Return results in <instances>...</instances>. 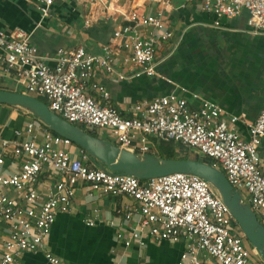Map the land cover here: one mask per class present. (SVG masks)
Returning <instances> with one entry per match:
<instances>
[{
	"label": "built area",
	"instance_id": "obj_1",
	"mask_svg": "<svg viewBox=\"0 0 264 264\" xmlns=\"http://www.w3.org/2000/svg\"><path fill=\"white\" fill-rule=\"evenodd\" d=\"M28 1L47 17L56 0ZM198 1L203 11L216 16V25L247 10L253 30L264 31V0ZM123 15L127 22L114 30L100 52L61 47L53 66L25 29L0 28V75L13 73L18 88L46 98L64 119L108 135L122 148L146 154L153 137L196 150L226 174L264 224L259 151L264 107L255 121L246 123L247 136L241 116H226L221 106L197 92L192 93L200 101L196 109L186 97L170 93L142 99L124 115L111 103V91L99 81V73L120 80L156 75V54L173 31L161 8ZM14 134L0 138V264H14L23 252L40 250L46 251L50 264H63L46 249V240L57 215L73 210L77 189L83 186L91 196L125 195L133 201L116 206L110 217L94 207L85 218L88 226L109 224L115 241L125 247H144L148 240L184 241L177 264H260L254 260L258 251L246 245L230 208L203 177L179 171L139 178L111 171L94 164L84 149L74 157L69 149L74 142L36 117Z\"/></svg>",
	"mask_w": 264,
	"mask_h": 264
},
{
	"label": "crops",
	"instance_id": "obj_2",
	"mask_svg": "<svg viewBox=\"0 0 264 264\" xmlns=\"http://www.w3.org/2000/svg\"><path fill=\"white\" fill-rule=\"evenodd\" d=\"M99 2L56 0L50 15L42 17L28 0H0V28L25 29L39 53L49 58L47 62L53 66L52 58L61 47L84 46L89 52H100L103 45L111 42L114 30L127 22L123 13L161 8L173 37L158 49L157 74L120 80L101 71L98 79L111 91V103L126 115L142 99L175 93L186 97L196 109L200 101L193 99L192 93L197 92L221 106L226 116H241V128L247 136L246 123L255 121L264 107V31L253 30L247 10L234 18H221L216 25V16L203 11L198 0H107L104 5ZM117 67L120 70V64ZM0 89L26 93L17 87L13 73L0 75ZM33 117L19 106L0 103V138H13L15 130ZM69 149L78 157L83 148L74 143ZM154 149L151 147L146 154L157 156ZM259 151L264 164V141ZM91 159L100 165L92 156ZM122 203L133 201L125 195L91 196L86 187H79L73 210L57 215L46 249L63 264H177L185 250L184 241L148 240L144 247H125L115 241V229L109 224H86L85 218L94 207L107 218ZM45 255V250L25 251L14 264H50ZM258 257L254 260L264 264ZM210 264L218 263L212 260Z\"/></svg>",
	"mask_w": 264,
	"mask_h": 264
},
{
	"label": "water",
	"instance_id": "obj_3",
	"mask_svg": "<svg viewBox=\"0 0 264 264\" xmlns=\"http://www.w3.org/2000/svg\"><path fill=\"white\" fill-rule=\"evenodd\" d=\"M0 103L19 106L41 120L56 133L70 138L100 165L107 169L139 178H150L173 172L197 174L206 179L216 194L230 208L242 232L264 262V224L249 204L228 180L226 174L209 162L196 159L160 158L151 154H138L117 144L95 136L52 111L38 97L19 91L0 89Z\"/></svg>",
	"mask_w": 264,
	"mask_h": 264
},
{
	"label": "trees",
	"instance_id": "obj_4",
	"mask_svg": "<svg viewBox=\"0 0 264 264\" xmlns=\"http://www.w3.org/2000/svg\"><path fill=\"white\" fill-rule=\"evenodd\" d=\"M40 100L44 101L47 103V99L44 98V97H38ZM78 125L79 127L85 129V127L81 124H76ZM88 132H90L91 134L95 135V136H99L98 133H96L95 131H90V130H87ZM176 144L177 142L174 141V140H168V141H164V140H161L159 142V153H158V157L160 158H169V159H196V160H203V161H206L208 162L207 160L205 159H201L200 158V155L197 151H193L191 152L188 156L186 157H182L180 155H178L176 153ZM137 152V151H136ZM138 154H140L139 152H137ZM105 168H107L106 166H103Z\"/></svg>",
	"mask_w": 264,
	"mask_h": 264
},
{
	"label": "rangeland",
	"instance_id": "obj_5",
	"mask_svg": "<svg viewBox=\"0 0 264 264\" xmlns=\"http://www.w3.org/2000/svg\"><path fill=\"white\" fill-rule=\"evenodd\" d=\"M98 1H100L99 3H101V4H105L106 2H107V0H98ZM23 91V90H22ZM104 138H106V139H109V140H111L109 137H108V135H104L103 136ZM150 139H151V147H152V149H154L153 151V153L154 154H157V153H159V152H157L156 151V147L157 148H160L159 147V140H157L156 138H153V137H150ZM193 151H196V150H193V149H190V148H188V147H185L183 144H181V143H178L177 142V144H176V153L178 154V155H180V156H182V157H186V156H188L191 152H193ZM158 155V154H157ZM200 155V157H201V159H202V157H204L203 155H201V154H199ZM205 158V157H204ZM259 218H260V220L262 219L261 218V216H259ZM240 227V226H239ZM240 230H241V228H240ZM242 234H244L243 232H242ZM244 237H245V242H246V245L247 246H251V244L249 243V241H248V239L246 238V236L244 235ZM258 258H261V256L259 255V257Z\"/></svg>",
	"mask_w": 264,
	"mask_h": 264
}]
</instances>
